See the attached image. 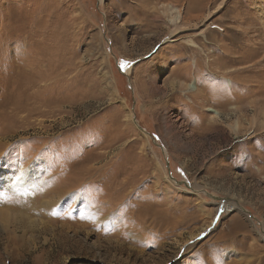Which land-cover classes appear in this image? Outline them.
Returning a JSON list of instances; mask_svg holds the SVG:
<instances>
[{"label":"rangeland","instance_id":"obj_1","mask_svg":"<svg viewBox=\"0 0 264 264\" xmlns=\"http://www.w3.org/2000/svg\"><path fill=\"white\" fill-rule=\"evenodd\" d=\"M0 264H264V0H0Z\"/></svg>","mask_w":264,"mask_h":264},{"label":"bare ground","instance_id":"obj_2","mask_svg":"<svg viewBox=\"0 0 264 264\" xmlns=\"http://www.w3.org/2000/svg\"><path fill=\"white\" fill-rule=\"evenodd\" d=\"M98 1H103V0H98ZM173 11H175V8L172 6V5H167V10H166V14L167 15H169V13L171 14ZM167 22L169 23V22H177V18L175 17V16H171V15H169L167 18ZM165 40L166 41H168V42H171V41H175L176 40V38L174 37V36H168V37H166L165 38ZM190 43L193 45V41L192 40H190ZM121 66H122V69H124V71L125 72H130L131 70H132V67H133V62H131L130 60H125V59H123L122 61H121ZM188 88L189 89H192L193 88V84L191 83V84H189L188 85ZM210 110V112H212L213 114H217L218 112H217V110H215V109H209ZM144 135H145V133H144ZM178 183V182H177ZM195 187H192V188H195V189H198L199 187L197 186V185H194ZM183 188V187H182ZM34 207V206H33ZM26 208H23V209H21L19 212H21L22 214H23V211L22 210H25ZM33 209H35V208H33ZM223 209L224 210H227V211H229V210H231L232 209V206L230 205V204H223ZM30 210V209H29ZM29 212V211H28ZM28 212H26V213H28ZM25 213V214H26ZM27 216V215H26Z\"/></svg>","mask_w":264,"mask_h":264}]
</instances>
